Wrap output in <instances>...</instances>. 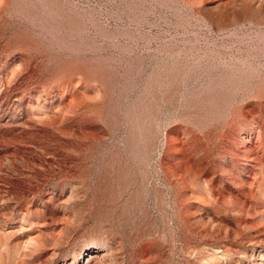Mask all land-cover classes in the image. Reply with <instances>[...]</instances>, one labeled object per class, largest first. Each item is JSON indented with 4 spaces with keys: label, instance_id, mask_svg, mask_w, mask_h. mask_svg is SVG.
<instances>
[{
    "label": "rangeland",
    "instance_id": "obj_1",
    "mask_svg": "<svg viewBox=\"0 0 264 264\" xmlns=\"http://www.w3.org/2000/svg\"><path fill=\"white\" fill-rule=\"evenodd\" d=\"M98 262L264 264V0H0V264Z\"/></svg>",
    "mask_w": 264,
    "mask_h": 264
},
{
    "label": "bare ground",
    "instance_id": "obj_2",
    "mask_svg": "<svg viewBox=\"0 0 264 264\" xmlns=\"http://www.w3.org/2000/svg\"><path fill=\"white\" fill-rule=\"evenodd\" d=\"M97 253H98V252H97ZM90 256H92V255H90ZM93 257H95V258H93ZM103 257H104V255H100V254L98 255V254H97L96 256H92L91 259L93 258V259H92V262H94V261H96V259H101V260H103V259H102ZM88 261H89V259H88ZM88 261H87V262H88ZM98 263L100 264V262H98Z\"/></svg>",
    "mask_w": 264,
    "mask_h": 264
}]
</instances>
